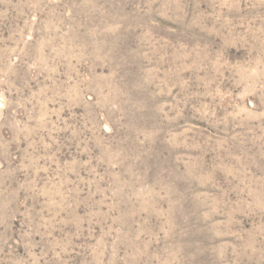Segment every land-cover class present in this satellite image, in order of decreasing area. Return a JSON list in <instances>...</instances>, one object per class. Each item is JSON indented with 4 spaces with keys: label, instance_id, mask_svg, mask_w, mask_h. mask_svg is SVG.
Here are the masks:
<instances>
[{
    "label": "rangeland",
    "instance_id": "obj_1",
    "mask_svg": "<svg viewBox=\"0 0 264 264\" xmlns=\"http://www.w3.org/2000/svg\"><path fill=\"white\" fill-rule=\"evenodd\" d=\"M0 264H264V0H0Z\"/></svg>",
    "mask_w": 264,
    "mask_h": 264
}]
</instances>
